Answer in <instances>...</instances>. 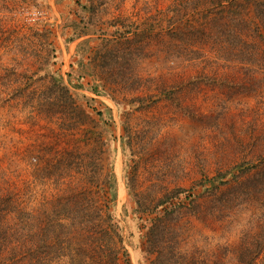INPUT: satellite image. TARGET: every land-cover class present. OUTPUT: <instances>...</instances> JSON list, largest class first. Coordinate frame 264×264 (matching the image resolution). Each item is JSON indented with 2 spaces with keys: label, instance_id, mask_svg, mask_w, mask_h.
Returning <instances> with one entry per match:
<instances>
[{
  "label": "rangeland",
  "instance_id": "rangeland-1",
  "mask_svg": "<svg viewBox=\"0 0 264 264\" xmlns=\"http://www.w3.org/2000/svg\"><path fill=\"white\" fill-rule=\"evenodd\" d=\"M101 1L100 19L96 20L122 14L141 24V31L152 16L160 12L169 16L170 9L179 10L173 15L175 20L161 22L156 31L119 42L113 49L119 52V59L113 60L109 53L97 57L93 49L99 42L94 35H83L90 31L82 34V27L95 21L83 8L89 6L86 0H37V7L31 8H22L21 0H0V29H16L17 38L23 39L32 22L53 28L57 60L51 72L114 135L105 167L117 180L114 215L123 228L132 264H147L157 256H148L143 250L147 230L138 220L142 216L134 214L136 202L127 189L129 164L130 170L138 171L139 189L152 194L150 199L155 196L163 201L156 213L143 216L148 227L152 223L167 227L164 233L153 235L167 247L158 260L244 264L242 253L247 258L258 244L264 246V44L248 37L242 23L250 28L255 4L245 3L230 20L226 12H208L209 3L201 9L191 8L189 0ZM189 49L199 54L174 60L177 52ZM253 49L256 65L243 63L239 55L247 50L253 53ZM13 54L3 55L2 61L9 63ZM23 69L18 68L20 73ZM116 69L128 78L122 80ZM0 76L8 77L3 84L15 79L1 68ZM99 78L109 82L113 97L92 92ZM14 83L23 85L26 78H16ZM130 85L131 90L124 88ZM126 99L139 101L126 105ZM22 101L26 97L12 99L10 103L19 102L12 104L14 108L0 107V189L32 179L24 159L26 147L35 144L39 131L49 135L48 129L58 128L45 119L39 121L43 129L32 126L29 107ZM124 129L131 136L125 150ZM220 174L229 183L213 193V185L223 180ZM234 174L246 187L234 183ZM171 189L187 192L169 198L166 191ZM254 264H264V247Z\"/></svg>",
  "mask_w": 264,
  "mask_h": 264
},
{
  "label": "trees",
  "instance_id": "trees-1",
  "mask_svg": "<svg viewBox=\"0 0 264 264\" xmlns=\"http://www.w3.org/2000/svg\"><path fill=\"white\" fill-rule=\"evenodd\" d=\"M21 1L22 8L38 5L37 0ZM86 1L89 6L83 8L89 11V19L94 16L95 21L87 22L82 27V34L90 31L91 34L85 32L83 35H94V40L99 42L93 49L97 57L109 53L112 60L119 59V52L113 51L119 42L128 41L130 36L144 37V33L156 31V28L162 26L159 25L161 22L175 20L173 15L179 10L170 9L168 13L173 12L169 16H165L163 12L152 16L145 21L141 31V24L122 14L107 21L96 20L100 19L99 8L104 2ZM250 1L255 4V17L252 18V23L248 21L250 28L245 22H242L243 27L248 30V37L258 38L264 44V0L186 2L196 10L209 3L208 12L223 11L232 20L240 14L244 4ZM226 3L228 7L224 5ZM101 23L104 27L100 26ZM14 24L17 25L15 21ZM108 28L112 29L109 31ZM27 29L29 33L23 39L17 38L16 29H0V68L15 78L11 83L3 84L8 77L0 76V107L17 105L19 102L10 103L11 100L26 97L22 104L29 107L28 120L32 126L43 129L39 121L45 119L54 122L58 128L48 129L49 135L39 131L37 136L42 140L38 142L39 138H36L34 145L26 147L24 159L31 169L32 179L22 185L13 182L14 184L0 189V264H132L123 228L114 215L118 197L117 180L113 171L107 172L105 167L110 141L115 137L106 128L107 124L96 119L92 114L93 110L76 99L68 85L51 72L57 60V36L54 29L37 21L27 24ZM250 51L239 55V58L243 63L253 66L257 63L254 58L257 53L255 50L253 53ZM8 53L14 54L10 62L6 63L2 61V57ZM198 54L189 49L183 53L177 52L173 58L175 61L179 57L187 60ZM21 66L24 69L20 73L18 68ZM28 72H31L29 77ZM120 72L116 69L115 73L122 76V80L128 78L127 73ZM19 77L26 78V83L15 85L14 82ZM99 79L92 92L112 96L109 82ZM41 81L48 83L41 88L31 87ZM124 88L131 90L132 85ZM133 101L139 99H126L124 102L130 105ZM97 114L100 115V112ZM130 140L129 132L124 129V150L129 148L125 145ZM129 151L131 152L130 149ZM129 167L130 164L125 171V179L129 195L136 202L134 214L142 216L138 220L142 229L147 230L143 237V250L148 256H157L156 260L149 258L147 264H172L158 260L167 247L160 240L153 239V235L167 230L166 225L152 223L148 227L145 225L148 219L143 217L156 213L163 207V201L155 196L150 199L152 194L140 190L138 171L130 170ZM218 177L223 179L224 175L220 174ZM233 179L237 186L242 189L246 187L238 174H234ZM228 183L227 179H223L220 183H215L211 190L214 193L220 185ZM185 192L187 191L183 189H171L166 194L169 198H176L177 194ZM156 220L159 221V218ZM263 247L258 244L257 249L250 251L247 258L242 253L241 262L254 264Z\"/></svg>",
  "mask_w": 264,
  "mask_h": 264
}]
</instances>
